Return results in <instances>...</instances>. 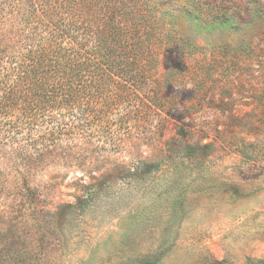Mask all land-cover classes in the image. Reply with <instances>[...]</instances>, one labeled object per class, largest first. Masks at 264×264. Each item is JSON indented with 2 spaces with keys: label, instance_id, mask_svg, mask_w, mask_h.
<instances>
[{
  "label": "rangeland",
  "instance_id": "obj_1",
  "mask_svg": "<svg viewBox=\"0 0 264 264\" xmlns=\"http://www.w3.org/2000/svg\"><path fill=\"white\" fill-rule=\"evenodd\" d=\"M108 1L168 40L138 83L151 108L77 130L83 165L0 156V264H264V0Z\"/></svg>",
  "mask_w": 264,
  "mask_h": 264
},
{
  "label": "trees",
  "instance_id": "obj_2",
  "mask_svg": "<svg viewBox=\"0 0 264 264\" xmlns=\"http://www.w3.org/2000/svg\"><path fill=\"white\" fill-rule=\"evenodd\" d=\"M167 41L157 19L108 0H0V140L14 152L0 156L25 175L85 164L87 147L68 140L137 123L151 108L138 83Z\"/></svg>",
  "mask_w": 264,
  "mask_h": 264
}]
</instances>
